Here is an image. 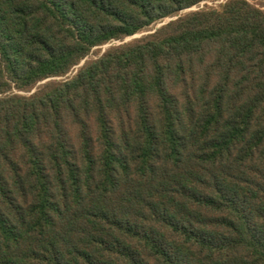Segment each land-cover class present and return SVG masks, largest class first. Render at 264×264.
Listing matches in <instances>:
<instances>
[{
	"label": "trees",
	"instance_id": "trees-1",
	"mask_svg": "<svg viewBox=\"0 0 264 264\" xmlns=\"http://www.w3.org/2000/svg\"><path fill=\"white\" fill-rule=\"evenodd\" d=\"M206 1L0 0V264H264V4Z\"/></svg>",
	"mask_w": 264,
	"mask_h": 264
},
{
	"label": "rangeland",
	"instance_id": "rangeland-1",
	"mask_svg": "<svg viewBox=\"0 0 264 264\" xmlns=\"http://www.w3.org/2000/svg\"><path fill=\"white\" fill-rule=\"evenodd\" d=\"M223 1H224V0H207L206 3H208V4H219V3L223 2ZM251 1H252V2H255V3H259V4H264V0H251ZM204 2H205V1L201 2V3L199 4V6H202V4H203ZM196 8H197V6H193V7L189 8L188 10H192V9H196ZM170 19H172V18H166V19L163 20L162 22H158V23H156L153 27H151V28H149V29H147V30H144V31H142V32H139V33L133 35V36H130V37L125 38L124 41H129V40H131V39H133V38L140 37V36H142V35H145V34H148V33H150V32H153L157 27L161 26L162 24H164L165 22L169 21ZM117 43H120V42H118V41H113V42H110V43H107V44L101 46L99 49H97V50H99V53H98L97 55L95 54V51H96V50H95V51H93V53H91V54H90L88 57H86L84 60H86V59H90V58H94V57L98 56L99 54H101L102 52H104V51H105L110 45H112V44H117ZM84 60H82V61L80 62V64H79L78 66H76V67L73 69V71H71V72H70L69 74H67V75H69V76L73 75V74L75 73L76 69H77L80 65H82V64L84 63Z\"/></svg>",
	"mask_w": 264,
	"mask_h": 264
}]
</instances>
